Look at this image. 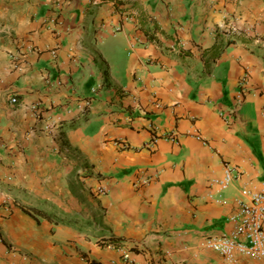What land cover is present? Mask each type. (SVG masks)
Wrapping results in <instances>:
<instances>
[{"label": "crops", "instance_id": "0c3cea01", "mask_svg": "<svg viewBox=\"0 0 264 264\" xmlns=\"http://www.w3.org/2000/svg\"><path fill=\"white\" fill-rule=\"evenodd\" d=\"M261 190L264 0H0V264H229Z\"/></svg>", "mask_w": 264, "mask_h": 264}, {"label": "built area", "instance_id": "2783aa9c", "mask_svg": "<svg viewBox=\"0 0 264 264\" xmlns=\"http://www.w3.org/2000/svg\"><path fill=\"white\" fill-rule=\"evenodd\" d=\"M12 101L16 102L17 97L13 96ZM168 137L175 138L172 134ZM237 172L238 168L227 162L223 175L213 182L226 188L237 176ZM233 219L237 222L233 231L220 236H208L202 245L216 250L229 264L236 261L237 253L252 258L264 256V190L251 192L249 198L242 199L238 214Z\"/></svg>", "mask_w": 264, "mask_h": 264}, {"label": "trees", "instance_id": "16d2710c", "mask_svg": "<svg viewBox=\"0 0 264 264\" xmlns=\"http://www.w3.org/2000/svg\"><path fill=\"white\" fill-rule=\"evenodd\" d=\"M28 210L31 213L35 214L36 216H42V217H45L49 220H53V218H54L53 214L51 212L45 211V210L40 209V208L30 207V208H28ZM101 240H102L101 243H103V244H108V245L111 244V245H116V246L120 245V238H118L117 236H115L113 234H109L107 237H105V238L103 237Z\"/></svg>", "mask_w": 264, "mask_h": 264}]
</instances>
